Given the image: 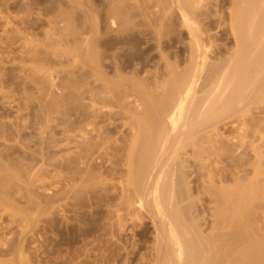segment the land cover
<instances>
[{"label":"rangeland","instance_id":"rangeland-1","mask_svg":"<svg viewBox=\"0 0 264 264\" xmlns=\"http://www.w3.org/2000/svg\"><path fill=\"white\" fill-rule=\"evenodd\" d=\"M165 2L168 6L164 5ZM216 2L217 0H202V3L200 1V7L196 6V11H201L195 13L196 15L199 14V23L202 22V25L200 24L202 27H208V31L210 27H213L212 29L210 28L209 35L205 29L206 27L204 28V32H206L205 38L206 40H208V38L210 40L206 41L207 50L209 49L207 55L209 58L216 57L215 59H219L217 56L221 55L222 57L220 56V58H223L225 56L224 52L227 55L226 52L235 48V45L231 43L233 40L230 39L227 24L223 25L226 30L224 28H217L216 23L220 13L218 14V12H215L217 11ZM171 4L172 3H170V5ZM225 7L227 9L228 5ZM179 12L180 11L174 4L172 7L169 6V0H0V171L8 169V172L10 170L8 172L10 180L5 179L6 177L0 174V178L4 177V179L0 181L5 180L4 183L2 181V187L4 188L6 184L8 186L5 187L7 188L5 191V189H1L2 187L0 184V195L4 193L2 197H0V264H154L151 252L154 251L153 249L155 247V230L153 228V220L151 219L152 214H149L151 213L150 211L149 213L147 212L149 208L145 205H138L139 203L137 204L136 202L134 204L133 201H131L132 203L129 201L130 204H128V202L124 200L126 205L123 203V200L121 203L120 198L123 193H126L123 187L126 185L125 182H127L126 179L128 178L126 170L128 162L126 158H128L129 145L133 136V130H130L133 121L132 113L142 111L143 109L140 102H137L140 100L139 97H137L138 95L134 96L136 93H133L132 90H130L131 92L129 91L130 94L126 91L128 87L130 88L131 86L132 88L134 86L133 88H135L136 83H140L141 86H139L141 88L138 84L136 87L142 89V86L146 85L147 91L150 90L154 93L157 88L159 90V87L162 86L161 84L159 85V83H163L169 76V73H167L169 62L170 64L175 62V64L180 65L177 66L180 70L188 65L186 60L189 59L187 54L190 39L188 37L189 32L185 29L187 27H184L185 24ZM216 13L218 15H216ZM201 14L205 16H200ZM158 30L160 31L158 32ZM210 34H213L215 37H212L213 35L211 36ZM212 38L214 40H212ZM90 40H96V42H98V61L101 58L106 60L103 61L101 59L99 61V64H102V68H100L101 66L99 64L98 67L100 66L99 68L100 70L103 69L101 70V72H103L101 73L100 70H98V72L96 68V73L93 71L96 75L90 71L91 69L89 67H91L92 64L90 63V66V64L87 63L90 62V58L88 61L89 50H87L89 49ZM86 43H88V46ZM186 43L188 45H186ZM104 57H106V59ZM211 58L210 60H212ZM77 59H79V61ZM101 61L103 62L100 63ZM82 63H85L84 67H82ZM166 63H168V65ZM88 64L89 67L87 68ZM110 65L112 66L111 68H109ZM78 66L79 68L76 69V71L75 68ZM106 69L108 71H106ZM75 71L78 72V74H75ZM84 71H88V73ZM97 73L101 74L99 75L100 78L102 75L105 78L102 77L100 81ZM117 73L120 74L119 76H122L121 78L123 79H121ZM74 78L76 82L79 81L78 85L74 81ZM107 78H109V80L114 79L113 82L121 79V82L124 83L122 84L119 82L120 84L117 86ZM87 79H89L90 82ZM102 79H104V81L106 79L107 84H110L109 86H111L112 83L114 85L113 87L117 86L119 88L118 90V88L115 87L120 98L115 97L119 102L115 99L112 100V102L111 100H102L101 102H104V104L98 103L100 101L97 103L95 102V104L100 107L96 105L97 109L99 108L102 111L99 112V110H97L99 116L96 117V119L98 118L99 121L96 119L95 121L98 123L97 126H102V124H104V129L107 128L106 132L109 133H107L108 138L112 140L115 139V143L120 145L122 150L119 160H116L118 157L114 158L112 156L113 160H111L113 163L111 160H106L107 162L105 161L100 164L102 160L98 154L96 155L97 157L94 156L95 158H93L95 162L98 161L97 163H95L93 159L90 160V163L93 162L95 166L92 164V171L90 167V170L86 173L92 174V172L98 170V172H94L96 176L95 174L92 175L93 182L92 177H90L91 175L89 176L84 173L85 169L82 167L83 163L77 161L78 159L72 162L68 159H70V156H73V154L76 155L74 153V150H76L75 145L84 140L82 137L85 136L87 128L84 123L86 121L89 123L90 119L94 121L93 118H95V116L92 115L91 118H89L87 114L85 115V112H92L91 110L93 108L90 107L92 102L91 98L89 99V91L96 85V81L99 80L97 86H95L97 89L94 87L95 90H98L99 93L105 91L102 87H104L103 84L106 82H102ZM132 79H134L133 82H136L133 86ZM91 82L95 83L92 84ZM100 82L102 83L100 84ZM99 87L101 90L98 89ZM124 87L126 90H123L125 89ZM150 91L149 93H151ZM103 92H101V95L105 96ZM131 93L133 96H131ZM125 94L126 97H122L125 96ZM108 95H110V93ZM98 100L101 99L98 98ZM105 101L107 104L110 102L115 106H111L110 103V106L106 105ZM255 102L253 100L252 105ZM116 104L119 106H116ZM258 104L259 105H256L255 103V106H250V109L251 107L257 108L256 110H250V112H253H249L250 116L253 115L251 116L252 118L254 116L257 118L262 115L260 113L264 111H261V109H264V103L258 102ZM75 105L78 108L77 111L80 113V118H82L80 121L82 125H80V127H82L83 130L81 128L80 130L73 128ZM128 106L131 108H128ZM259 106L261 107L260 113H257L256 111H259ZM112 108L116 115L111 114L114 113L110 111ZM132 110L135 111L133 112ZM122 111H128L127 113L130 114L128 115L129 117L126 112ZM100 115L101 118H99ZM241 115H243V113H238V115L235 114V117H231L232 120L228 119L230 122L227 120V122L225 121V123L222 122L219 124L218 127L220 128H218V131H220H214L215 134H213V137L219 136L225 140L226 138L228 140L229 137L230 139L237 137L236 140H234L236 142L238 137L242 136L240 134H247L246 130H244L245 133L243 132V128L245 129L246 126H251L247 124L251 123L253 124L252 126H254L255 122H262L264 126V120L262 121L260 119L263 118L262 116L257 118L259 121L254 117L256 120L254 119L255 121H253V123L251 119L250 122L247 119L249 115L247 118L245 117L247 119L246 121L244 120L245 122L242 120L244 119V115L242 119ZM250 116L249 118H251ZM102 118H104V120ZM82 120L84 122H82ZM102 121L104 122L102 123ZM112 121L114 123H112V126L114 125L115 129L114 127L111 129L110 122ZM243 122L245 125L243 124L244 126L242 125V128L240 126ZM105 123H107V125ZM239 124L240 126H238ZM257 125L259 126L261 123ZM87 126L90 128L91 125ZM71 128H73L75 132L73 129L71 130ZM240 128H242V130ZM254 128L257 127H250L254 136H250V129H247L249 133L247 135L251 137H249V139H252V142L247 140L249 144L247 142L248 146L245 148L250 151V154L248 155L249 152L247 150L246 152L245 150L243 151L245 152V156L248 155L247 160H244L242 152L240 155L242 154L243 160L238 161L240 160L238 159L240 155L238 156L237 154H239L240 150L235 144H233V148H237H235V150H238V153L236 152V156L238 157L233 155L234 152L228 150V148L230 147L231 149L232 146L228 148H226V146L224 147L232 155L228 152L226 153L225 149L222 147L218 149L219 151L222 148V152H219L222 154L224 152L223 155H225V153L226 155L230 154L234 157V159H232L233 157L230 156V159L236 160L235 163H239V165L237 163H232L233 161L231 160L232 164H230L229 159H226L229 158V156H223L226 163L223 161L222 163L224 164L220 163L221 166H219L221 168H226L225 174H228V176H223V180L225 181L227 179L226 182H228H224L225 186L232 182V184H236L237 181L241 179H239V176L243 175L242 172L245 174L246 170L244 171V169L246 168L250 169L246 172L249 178L255 175V164L257 163L255 160L257 156L255 154L257 152L260 153L259 151L264 153V129L261 130L262 134H260L261 131L259 133V131L256 130V132H258V136H256ZM109 129H111V131ZM81 130L83 134H81ZM237 130L241 131V133H238ZM233 131L237 136L233 134ZM208 132H210V134L213 133L211 130L203 131V136H209L210 134ZM202 133L200 135L201 137H203ZM230 133L231 136L234 135L235 137L232 136L231 138V136H229ZM259 134L262 135V138ZM70 137L72 138L71 141L73 140L74 142H70ZM255 137H258V139L260 138L259 141L262 139L260 144H257L259 141L255 139ZM61 139H63L61 141L63 145L60 149H64L61 151L63 154L59 152L60 150L58 151L59 140ZM254 139L258 141L255 143L256 149L252 146L255 142ZM68 142L73 144H70V146ZM238 142L239 141H237V144L241 143ZM253 147L256 153H254L255 150ZM233 148L232 151H235ZM191 151L192 149H190V152ZM69 152H71L72 155ZM61 155L63 156L62 158L66 160L61 159V157H59ZM59 158L61 160H59ZM110 158L111 157H109V159ZM193 160L195 161V157ZM248 160L250 161V165L248 164ZM242 161H247L248 163L243 164L244 162L242 163ZM65 162H69L67 163L68 165H66ZM77 162L80 165L82 164V169H77L78 166L80 167ZM114 162L120 167L119 170H117L119 172H112L113 167L116 166ZM69 164L71 166H69ZM240 164L242 168H244L243 170L242 168L241 170L237 169ZM262 164V166H264V163ZM60 165L66 172L62 168L64 172L59 169ZM243 165L247 167L245 168ZM65 166L67 167L66 169ZM103 166H105V169L107 166L108 168L104 170ZM198 166L199 165H193L195 176L197 175L196 173H200V167L197 168ZM231 166H233V168H231ZM98 168H100L101 171ZM227 168L228 171L232 170L231 172L233 174H230V171L228 173ZM234 168L241 173H237L238 171L236 169L235 171L237 174L234 173ZM76 169L79 170V172L76 171ZM59 170L62 173H60ZM80 170L82 171L81 173ZM104 171L107 172L104 173ZM201 171L203 172V170ZM101 172L102 176L100 175ZM122 173H126L124 175L127 178H124ZM63 174L64 178L62 176ZM114 174H118L116 176L117 178ZM68 175L69 178L66 177ZM71 175L74 177L72 176L70 178ZM232 175H238V177H233ZM10 176L13 178L11 179ZM81 176H86L87 178L85 177L82 181L83 177ZM112 176L115 177L114 180L117 181V185H115L114 180V182L111 180L114 178ZM195 176L192 180H196L197 184L195 185V182H193V184L195 187L198 186V188L194 187L192 189V194L195 197L198 194V199L202 200L199 202L196 199V203L199 202L198 204L202 203L205 199L204 204L202 203L200 206H204L202 208H204L206 212V209L208 211L214 206L213 203L211 206L210 200H208L210 193L202 191L204 187L200 179L206 176L201 175V177L197 175V178H195ZM76 177L79 180H77ZM88 177H90V179H88ZM105 177L107 179L109 177L108 181ZM235 178H238V180H235ZM60 179L63 181H59ZM71 179L74 181L69 182ZM85 179L87 181H85ZM64 180H66V182ZM99 180L102 181L103 184L98 182ZM119 180H121L122 184L124 183L123 186ZM223 180L221 179L222 183ZM91 181L93 184H91ZM103 181H107V183ZM221 181L217 182L218 186ZM111 182L113 184H111ZM66 183H68V186ZM61 184L65 185L62 186ZM96 184L98 187L95 186ZM98 184L100 186L104 184L109 186L107 187V185H104L105 188L104 186L100 187ZM71 185L73 187L75 186V188ZM114 185L116 188H113ZM68 187L73 188V190L75 189V192ZM83 187L87 190H84ZM62 189L65 192L64 194L62 192L59 193ZM105 189L109 191V199L107 198L108 193ZM193 190L197 192L194 193ZM198 191L201 192L198 193ZM58 193L61 197H59L60 195ZM200 193L201 196L199 197ZM5 195L8 196L9 200L7 197L4 199L3 196ZM203 196L205 198H202ZM118 200L120 203L117 202ZM7 201H9L11 205L8 204L9 202ZM206 202L210 204L208 208L205 206ZM128 205L131 206V208H125V206ZM142 206L147 208L143 209L141 208ZM201 207L200 209H202ZM118 210H120V212ZM262 213L264 212L260 210V215H258L257 218L259 229L257 230L259 232L263 231L261 233H264V214L262 215ZM117 218H121L122 221ZM119 221L120 224L122 222L121 225ZM113 222L118 224L116 225ZM112 224L115 225L112 227ZM112 228L114 230H112Z\"/></svg>","mask_w":264,"mask_h":264},{"label":"bare ground","instance_id":"bare-ground-1","mask_svg":"<svg viewBox=\"0 0 264 264\" xmlns=\"http://www.w3.org/2000/svg\"><path fill=\"white\" fill-rule=\"evenodd\" d=\"M200 1L202 3V0H171V2L169 0V6L172 7V5L174 4V6L180 11L179 13H181V15H180L182 17L181 19L183 20V23L185 24L184 27L186 26L187 28H185V29H187V31L189 32L188 37L190 39L187 37L189 39V48H187L188 49L187 54L189 56L188 57L189 59L186 60L188 62V65L184 66L185 68H182L180 70L179 67H177L180 65L175 64V62L174 63L172 62L173 64L172 63L170 64V62H169V66H168V70H167L168 71L167 73H169L168 74L169 76L166 78V80L163 83H159V85L161 84L162 86L159 87L160 88L159 90L157 88L154 93H152V91H150V90L149 91L151 93H149V91H147L146 85H143L142 89H140L141 84L133 82L134 79H132V83H133L132 86L135 85V83H136V85L137 84H138V86L140 85L139 86L140 88L136 87V85H135V88H133L134 86L132 88L130 86V88L128 87V89L126 91L128 93L130 90H132L133 93L134 92L136 93L134 96L138 95L137 97H139L140 100L137 102H140L143 109H142V111H139V112L136 111L135 113L130 112L133 114V115L131 114L133 117V119H132L133 121H132V123L130 122L132 125L130 127V130H133V132H132L133 136L131 139V143L129 145V151H128L129 153L127 155L128 158H126L127 162H128L127 167H126L128 178L125 177V175H124L126 173H124V174L122 173L123 174L122 176H124V178H127L126 179L127 182H125L126 185L123 187V190L126 193L125 194L123 193V195H121V197H120L121 203H122V200L123 201L125 200L126 202H128V204L132 203L131 201H133L134 204L136 202L137 204L139 203L138 205H145L149 208L147 212L149 213V211H150L151 213H149V214H152L151 219L153 220L152 221L154 223L153 228L155 230V242H154L155 247L153 246L154 251L151 252L154 264H264V233H261L263 231L259 232L257 230V229H259L258 225H257V224H259L257 222L258 221L257 218H258V215L261 214V213L259 214V212H260V210H262L264 212V210H263L264 209V171H263L264 166H262L263 165L262 163H264V153L262 152L263 155H262L261 151H259L260 153L257 152L258 155L256 153L255 143L257 140L255 141V139H258V137L257 138L255 137L254 145H252L255 147V149L253 147V149L255 150L254 153H256L255 155L257 156L255 160L258 163V164L254 163L256 166V171H254L255 175L253 177L250 176V178H249L248 177L249 175L247 176L248 173L246 174V172L250 170V169L246 168L248 166V164L250 165V161L248 160L249 163L247 161H245V162L242 161V163L244 162L243 164L248 163L246 167L243 165V167H245L246 169L242 168L241 162H240L241 164L239 166L240 169L239 168H237V169L241 170V168H242V170L243 169H244V171L246 170L245 171L246 175L244 174V172H242L243 175L239 176V179L241 178L240 180H238V178L237 179L235 178V180H238L236 184H232L233 183L232 182V183L225 186L224 182H226L227 179L224 181L223 176L226 175L225 174L226 168L220 167L221 166L220 163H222L224 161L223 156H225L227 152L228 153L234 152L233 155H235V157H238L240 155V153H242L244 150L246 152L247 149H245V148L248 146L249 142H252L251 141L252 139H249V137L254 134L252 132V129H250V127H257L258 129L254 128V130H255V132H256V130H258L259 133L262 129H264L262 122H259V123L253 122L257 118H259L260 116H262L264 118V111H262L264 109H261L262 105H261V107L259 106L260 107V108H258L259 111H256L257 113L258 112L260 113V109H261V111L263 113H260V114H262V115L258 116L257 118L254 116L256 118L255 119L254 117L253 118L251 117L253 115L250 116V114H249L250 110H254V109L256 110L257 109L256 107L255 108L251 107V109H250V106L252 105L253 100H254V102L256 101L255 102L256 105L261 104V103L258 104V102H262V104L264 103L263 102L264 101V0H217V2H216L217 9L215 8L217 11H215V12H218V14L220 13L219 15L216 13V15H218V20L216 23L217 28L222 29V28H224L223 25L227 24L230 39L233 40V42H231V43H234L235 48L232 47L233 48V49L231 48L232 50H230V51L228 50L226 52L227 55L225 54L224 51H222V52H224V55H225L223 58H220L221 55L217 56V58L219 57V59H215L216 57H214V56H212L214 58L210 57L212 60L215 59L213 61L210 60V58L207 55L209 53V52L207 53V51L209 49L207 50L206 41L209 40V38H208L209 36L207 37L208 40H206V38H205L206 32H204V30L206 29L207 34L209 35V33H210L209 31H210L211 27L209 28V31L207 30L208 27H206L204 25V23H203V25L206 28L202 27L201 26L202 22L199 23V18H198L199 14L196 15V13L198 11H201V10L196 11L197 7L198 6L200 7V5H199V4H201V3H199ZM203 1H205V0H203ZM170 3H172V4L170 5ZM164 5L168 6V5H166V2ZM227 5H228V7L226 9L225 6H227ZM200 16H205V15L201 14ZM159 31L160 30H158V32ZM226 33H227V31H226ZM212 37H215V36L213 35ZM212 40H214V39L212 38ZM97 43L98 42H96V40H90L89 46H88V43H86L87 46L89 47V49L86 48L87 50H89L88 61L90 58V62H87V59H86V62L89 64L90 63L92 64V66L90 64L91 67H89V64H88L87 68L89 67L91 69L90 70L91 72L95 71L96 68H97L96 69L97 71L100 70V68H102V66H101L102 64L101 65L99 64V61L102 58L99 59V61H98L99 52L97 50V46H98ZM187 43H186V45H188ZM103 53H104V51H103ZM103 53H101V54H103ZM219 54H221V53H219ZM100 56H102V55H100ZM104 58L106 59V57H104ZM207 58L209 61L207 60ZM77 60L79 61V59H77ZM77 60H76V62H77ZM103 61H106V60H103ZM103 61H101L100 63H102ZM84 64L82 65V67H84ZM98 64L101 66V67L99 66L100 68L98 67ZM166 64L168 65V63H166ZM106 65H104V66H106ZM76 66H74V67H76ZM111 67L112 66L110 65L109 68H111ZM78 68H79V66L77 68H75V70ZM104 68H106V67H104ZM109 68H107V69H109ZM116 68H117V65H116ZM84 69H86V68H84ZM107 69H106V71H108ZM101 70H103V69H101ZM101 70H100V72H101ZM84 72L88 73V71H84ZM95 73H96V71H95ZM75 74H78V72H76ZM83 74H85V73H83ZM90 74H92V73H90ZM93 74H94V72H93ZM97 74H98L97 76L101 75L99 73H97ZM94 75H96V74H94ZM117 75L119 76L120 74L117 73ZM77 77H79V76H77ZM90 77H91V75H90ZM93 77H92V79H93ZM102 77H104V76L102 75L101 78ZM119 77L121 78L122 76H119ZM85 78H87V77H85ZM94 78H96V77H94ZM101 78H100V76L98 77L99 80ZM107 79L109 80V78H107ZM121 79H123V78H121ZM121 79H119L120 81L115 79L117 82L116 81L113 82L114 79H110L109 81L110 82L112 81L114 85L119 86V84H120L119 82L122 81ZM75 80L76 79L74 78V81ZM77 80H78V78H77ZM87 80H89V79H87ZM98 81H96V82L98 83ZM106 81H107L106 79H105V81H104V79H102V82L105 83ZM78 82H76L77 85H78ZM89 82H90V80H89ZM102 82H100V84ZM94 83L95 82H93L92 84H94ZM97 83L95 86H97ZM155 83H156V81H155ZM113 84L111 83V86H109L110 84H107V82H106L105 84H103L104 87H102L103 85L101 86L102 89L104 88L103 90H105L104 92L101 91V92L105 93V96L101 95V92L99 93L98 90H95V88H96L95 86H94L95 88L94 87H92V89L90 88L91 89L90 91L88 90L90 92L89 93V99L91 98V102H92L90 107H92L93 109L91 110L92 112H90V111L85 112L86 110L84 112H85V115L87 114L89 118H91L92 115H94L95 118H93L94 121L92 119L89 120L87 118L89 120V123L87 121H86L87 124H86V122L84 123L87 128L83 126L84 128H86L85 136L82 137V138H84V140L82 142L78 141L80 143L75 145L76 150H74V153L76 155L73 154V156H70V159H68L71 162L78 159L77 161H80V163H83L84 166L82 164L81 165H82L83 169H85L84 173H86L88 170H90V167L92 166V164L94 165L93 162L90 163V160L97 157L96 156L97 154L102 160L100 164H102V162L104 163L106 160H111L112 156L114 158L118 157L116 160L120 159L119 157H120V152L122 150V147L115 143V139L112 140L111 138H108L107 135L109 133L106 132L107 128L104 129V127H105V126H103L104 124H102V126H97L98 123H97V121H95L96 117L99 116L98 113L101 111L99 109L100 107L97 104H95V102L97 103L98 101H100L98 103L104 104V102L103 103L101 102L102 100H107V101L111 100V102H112V100H114V99L116 100L115 97H119L118 93L116 92V89H115V87L116 88H118V87L117 86L113 87L114 86ZM122 84H121V86H122ZM148 84H147V86H148ZM90 87H91V85H90ZM121 88H123V87H121ZM98 89L101 90L100 87ZM148 89H149V87H148ZM118 90H119V88H118ZM123 90H126V88ZM88 91H86V92H88ZM121 91H122V89H121ZM121 91H119V92H121ZM122 92H121V94H123ZM126 92H124V93H126ZM130 92H129V94H130ZM109 93H110V95H108ZM119 95H120V93H119ZM131 96H133L132 93H131ZM122 97H126V94H125V96H122ZM98 98H100L101 100H98ZM116 101H118V100H116ZM109 103L107 104V102H106V105H109ZM96 105H97V107H99L98 109H97ZM110 105L112 106L114 104L110 103ZM116 106H119V105L116 104ZM90 107H88V108H90ZM128 108H131V107L128 106ZM110 109H111V107H110ZM77 110H78V108L75 105V111H74L75 117H74V121H73V123H74L73 128L80 130V128L82 129V127H80V125H82V123L80 124V121L82 118H80V115H79L80 113ZM97 110H99V112ZM127 110H129V109H127ZM110 111L114 112L113 108ZM110 111H109V113H110ZM122 112H126V111H122ZM238 113L239 114L243 113L244 116L241 115V119L244 117V119H242L243 121L244 120L246 121L248 119L250 122V119H251V122H253L255 124L254 126H252L253 124L249 123L247 125H251V126L250 127L246 126L245 129L242 127V125L244 124L245 121L242 124L240 123L241 126H240V124L238 125V126L243 128L244 133H245L244 130H246L247 134H249L248 130H247L249 128L250 129V131H249L250 136H248L246 133L240 134L242 136L238 137V140H237V141L241 142V143L238 142L239 144H237V141L236 142L234 141L237 138L234 135H232L235 137V138L233 137L234 139H230V137H229L228 140H227V138L225 140L219 136L213 137V134H215L214 131H217V132L220 131V130L218 131V128H220V127H218L219 124H221L222 122L225 123V121L227 122L228 119L232 120L231 117L232 118L235 117L234 115L235 114L238 115ZM250 113H253V112H250ZM111 114L116 115L115 112L111 113ZM101 115H103V114H101ZM101 115L99 118H101ZM128 115H130V114L127 113V116ZM248 115L251 118H249ZM247 116H248V118H247ZM256 116H257V114H256ZM116 117H115V119H116ZM132 117H130V118H132ZM104 118H102V119L104 120ZM263 118H260V119L263 121L264 120ZM83 120H82V122H84ZM96 120H98V118ZM242 120H241V122H242ZM100 121H101V119H100ZM103 122L104 121H102V123ZM112 123H113V121L110 122L111 129H113L112 127H114V125L112 126ZM247 123H248V121H247ZM260 123H261V125L258 126L257 124H260ZM105 124L107 125V123H105ZM87 125H91L90 128ZM221 127H223V126H221ZM73 128H71V130ZM233 128H235V127L233 126ZM242 128H240V129L242 130ZM111 129H109V130L111 131ZM114 129H115V127H114ZM82 130H81V134H83ZM207 130H211V131H213V133L210 134V132H208L210 134L209 136H203L202 132L203 131L205 132ZM235 130H236V128H235ZM231 131H232V127H231ZM237 131H238V133L239 132L241 133V131H239V130H237ZM74 132H75V130H74ZM201 133H202L203 137L200 136ZM233 134H235V132ZM257 134H258V132H256L255 135L258 136ZM260 134H262V131ZM219 135H224V134H219ZM81 136H83V135H81ZM225 136L228 137L227 135H225ZM225 136H224V138H225ZM229 136H231V133ZM232 136H231V138H232ZM260 137L262 138V135H260ZM58 139H60V138H58ZM71 139L72 138L70 137V142H74L73 140L71 141ZM76 139H77V137H76ZM259 139H258V141H259ZM62 140L63 139L59 140L60 141L59 147H58L59 148L58 151L60 150L59 152L64 150V149H60L63 145L62 144L63 142H61ZM79 140H81V139H79ZM247 140L248 141L250 140V141L248 142ZM263 140H264V137H263ZM68 141H69V139H68ZM260 141L257 144H260L261 143ZM247 142H248V144H247ZM66 143H67V141H66ZM75 143H77V142H75ZM70 144H73V143H69L68 145H70ZM233 144L237 145L238 149L240 150L239 154H237L238 156H236V152L238 150L237 151L235 150L236 147L233 148L234 147ZM225 146H226V148H228L229 146H232L233 150H235V151H232V148L230 149V147H229L228 150H231L229 152L228 150H226V148H224ZM220 147L225 149V151H226L225 155H223L224 152H223V154L221 153L222 148L219 150L221 152L218 151V149ZM190 149H192L193 152L192 151L190 152ZM245 152H243V155H244L243 157H244V160H247L248 155L250 154V151H248L249 153L247 152L248 155H246V156H245ZM69 153L71 154V152H69ZM230 154L229 155L227 154L229 156V158H226V157H228L227 155L225 158L229 159L230 164L235 163L236 160H232V159H234V157L231 156L232 154L231 155ZM230 156L233 158L230 159L231 158ZM240 156L238 157V159H240V160L237 159L238 161L243 160V157L241 156L242 157L241 158ZM59 157H61V159H63V160H66V159L62 158L63 157L62 155ZM109 157H111V158L109 159ZM194 157H195V161L193 160ZM190 158H193V159H190ZM61 159L59 158V160H61ZM231 160L233 161L232 163H231ZM93 161L95 162L94 159H93ZM97 162L98 161H96L95 163H97ZM60 163H58V164H60ZM65 163H66V165H68L67 163H69V162H65ZM112 163H113V161H112ZM224 163H226V161H224ZM224 163H222V164H224ZM236 163L239 165L238 162H236ZM70 164H72V163H70ZM70 164H69V166H71ZM114 164L116 165V162H114ZM117 164H118V162H117ZM61 165H60V167L59 166L58 167L62 172H64L65 170L61 167ZM73 165H72V168H73ZM81 165H80V167L78 166L77 169L81 168ZM193 165H199L197 168L200 167V170H199L200 173L196 170L198 172V173H196L197 175L206 176L205 178H203L201 176L202 179H200V180H202V182H203L202 185L204 187V189H202V191L210 193V195L208 194L209 195L208 200H210L209 202L211 203V206L214 204V206L211 207L208 211L206 209V212H205V209L202 208L204 206H202V207L200 206L202 203L204 204L205 199L203 200L202 203L198 204L202 200L198 199V197H197L198 194L196 196L197 198L195 196H193V194H192V189L195 187L194 184L195 185L197 184L196 180H192L195 176V174H194L195 171L193 169L194 168ZM227 165H228V163H227ZM257 165H258V167H257ZM98 166H100V165H98ZM103 167H104V170H106L108 168V166L106 169H105V166H103ZM234 167H235V165H234ZM66 168L67 167L65 166V169ZM74 168H76V167H74ZM119 168L120 167L118 165H116L115 167H113L112 172H115V173L119 172V171H117V170H119ZM228 168H227V171H228ZM231 168H233V166H231ZM77 169H76V171L79 172V170H77ZM93 169H94V167H93ZM98 169H100V168H98ZM235 169L236 168H234V170H233L234 173H236ZM3 170H5V171H3ZM3 170L0 171L1 172L0 174H2L4 177H6L5 179H9V173L8 172L10 170L8 172H7L8 169H3ZM201 170H203V172ZM61 171H60V173H62ZM70 171L72 173H74L72 170H70ZM91 171H92V167H91ZM96 171L98 172V170H95L94 172H96ZM100 171H101V169H100ZM120 171H121V169H120ZM229 171L231 172L232 170H229ZM229 171H228V173H229ZM81 172L82 171L80 170V173ZM94 172H92V174H90V173H88V174L86 173V174L89 176L91 175L90 177H92L93 174H95V176H96V173H94ZM102 172L100 174L101 176H102ZM105 172H107V171H104V173ZM68 173H70V172H68ZM110 173H111V171H110ZM110 173H108V174H110ZM237 173L240 174L241 172L238 171ZM77 174H79V173H77ZM108 174H106V175H108ZM230 174H233V173L231 172ZM10 175H12V174H10ZM117 175H115V177ZM197 175L195 176V178H197ZM62 176L64 178V174ZM72 176L73 175H71L70 178ZM226 176H228V174ZM236 176L238 177V175H236ZM236 176H233V177H236ZM0 177H1V175H0ZM4 177L0 178V180L4 179ZM66 177L69 178V175ZM78 177H79V175H78ZM81 177H83V176H81ZM85 177L86 176H84L82 178V181ZM90 177H88V179H90ZM112 177H114V176H112ZM115 177L112 179L110 178V179L113 181L115 179ZM119 177H121V176H119ZM12 178L13 177H11V179ZM121 178H123V177H121ZM97 179H99V178H97ZM102 179H104V178H102ZM108 179H109V177H108ZM108 179L106 178L107 181H108ZM221 179L223 180V183H222ZM66 180H67V178H66ZM66 180H64V181L66 182ZM77 180H79V179L77 178ZM116 180H118V179H116ZM2 181H3V183L5 182V180H2ZM2 181H0L1 187H2ZM59 181H63V180L60 179ZM70 181H74V180L71 179V180H69V182ZM85 181H87V180L85 179ZM92 181H93V177H92ZM92 181H91V184H93ZM107 181H105V182L107 183ZM119 181L121 183V180H119ZM218 181H221V183H222V184L220 183L219 186L217 185ZM98 182L102 183V181H100V180ZM193 182H195V183L193 184ZM197 182H198V180H197ZM6 183H7V181H6ZM59 183H62V182H59ZM68 183H66V185ZM116 183H117V181H115V185H117ZM226 183H228V182H226ZM73 184H74V182H73ZM108 184H110V183H108ZM111 184H113V183L111 182ZM61 185L63 186L65 184H61ZM82 185H80V186H82ZM115 185L113 186V188L115 187ZM123 185H124V183L122 184V186ZM95 186H97V184ZM103 186H100V187H103ZM108 186L109 185H107V187ZM5 187H8L7 184H6V186H4V188L2 187L1 189H5V191H6L7 188H5ZM196 187L198 188V186H196ZM68 188H71V187H68ZM73 188H75V186ZM73 188H71V189L73 190ZM78 188H79V186H78ZM83 189H84V187H83ZM81 190H82V188H81ZM84 190H87V189H84ZM194 190H197V189H194ZM80 191H78V192H80ZM105 191H106V189H105ZM61 192L63 194L65 193L63 191V189L59 193H61ZM106 192L108 193L107 198L109 199L110 198L109 191H106ZM196 192L194 191V193H196ZM199 192H201V191H198V193ZM17 193H19V192H17ZM3 194L4 193H2L0 195V197H2ZM202 194H204V193H202ZM20 196H22V195H20ZM200 196H201V193L199 194V197ZM3 197H4V199H5V197L8 198V196H6V195ZM59 197H61V195ZM112 197H115V196H112ZM19 198H21V197H19ZM62 198H64V197H62ZM62 198H60V199H62ZM202 198H205V197L203 196ZM4 199H2V200H4ZM196 199L199 201L198 203H196L197 202ZM8 200H9V198H8ZM114 200H117V199H114ZM0 201H1V199H0ZM125 201L123 203L126 204ZM129 201H130V203H129ZM7 202H9V201H7ZM117 202L120 203L119 200ZM207 202L205 204V206H207L206 208H208V206H210V204H207ZM4 203H6V202H4ZM8 204H10V202ZM121 205H123V204H121ZM131 206H132V204H131ZM131 206L128 205V206H125V208L126 207L131 208ZM147 207L142 206L141 208L144 209ZM200 207L202 209H200ZM15 208H17V207H15ZM118 211L120 212V210H118ZM263 214L264 213H262V215ZM118 220H121V218H119ZM113 223H115V222H113ZM119 224H120V221H119ZM121 224H122V222H121ZM114 225L112 224V227ZM112 230H114V229L112 228Z\"/></svg>","mask_w":264,"mask_h":264}]
</instances>
